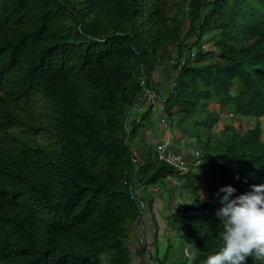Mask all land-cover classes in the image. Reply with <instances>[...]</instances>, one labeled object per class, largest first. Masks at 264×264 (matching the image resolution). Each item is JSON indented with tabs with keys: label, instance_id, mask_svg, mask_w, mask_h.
<instances>
[{
	"label": "trees",
	"instance_id": "16d2710c",
	"mask_svg": "<svg viewBox=\"0 0 264 264\" xmlns=\"http://www.w3.org/2000/svg\"><path fill=\"white\" fill-rule=\"evenodd\" d=\"M166 62L174 84L161 97L152 74ZM142 71L163 99L159 115ZM226 107L255 124L226 125L218 138ZM156 119L203 146L200 166L208 158L214 169L159 160L139 135ZM260 119L264 0H0V264H133L139 201L171 179L194 197L176 218L194 254L171 264H204L218 251L220 189L235 198L264 185Z\"/></svg>",
	"mask_w": 264,
	"mask_h": 264
},
{
	"label": "clouds",
	"instance_id": "9594fccd",
	"mask_svg": "<svg viewBox=\"0 0 264 264\" xmlns=\"http://www.w3.org/2000/svg\"><path fill=\"white\" fill-rule=\"evenodd\" d=\"M194 50V48L192 50H186L185 53L187 51L193 52L185 57L193 56L195 54ZM176 55L177 53L175 51L172 58ZM170 82L174 84L173 81ZM227 113L223 114L221 120H224L225 116L230 117ZM230 114L234 117L238 116L232 111ZM262 120L264 121V119H260L261 122ZM226 125L232 124L229 123ZM166 136H171L172 138L171 149L176 153L184 154L183 156L188 166V170L184 172H188L190 169L188 165L190 164L189 160L192 162L194 161L193 166H191L193 169L201 165V162L196 164L197 162L194 157L186 159V155H190L191 153L184 152L179 145L177 138H180L181 135L174 137L168 132L166 135L162 136L163 139L166 138ZM181 138L186 141L184 136ZM159 142H161V140L155 143L156 146ZM174 142L177 143V147L173 145ZM172 146L175 148H172ZM185 148H188L186 144ZM189 149L193 151L200 150L205 156L204 151L199 148L195 149L191 147ZM203 159L204 157L201 160ZM237 179H239L238 176ZM251 188L252 190L250 192L241 194L235 198H233V194L236 192V189L232 186H224L220 189V192L224 193V195L219 198V202L222 206L216 212V216L221 221L218 225L220 228L219 234L217 235V239L219 240L218 251L209 255L204 264H245L246 258L248 257L264 261V185H252ZM135 192L139 194L137 190ZM217 195L219 196V193H217Z\"/></svg>",
	"mask_w": 264,
	"mask_h": 264
},
{
	"label": "rangeland",
	"instance_id": "374dc122",
	"mask_svg": "<svg viewBox=\"0 0 264 264\" xmlns=\"http://www.w3.org/2000/svg\"><path fill=\"white\" fill-rule=\"evenodd\" d=\"M208 36L209 35H206V38H208ZM202 44H203L202 48L204 50L208 49L210 51H213L215 56H217L218 51L211 42L203 41ZM192 52L193 51H187L185 53V56L190 55ZM194 52H195V50H194ZM170 65H171L170 62H166L164 68L155 70L152 74V80H153L154 85L155 84L160 85L161 97L167 93V91H168L167 86H168V84L170 85V83H171L170 80L168 79V76L171 75V71H172L171 68H169ZM235 90H236V88L234 87L232 89V92H234ZM159 103H161V101ZM159 103L155 108V114H157V115H159L158 114L159 111H161V113H163V109H164L163 105L159 104ZM143 108H146V104ZM230 110L231 109L229 107H226L225 113H227ZM230 112L227 113L230 117L225 116L224 120H221L219 123H217L216 125L213 126L212 131H211L212 134H216V133L219 134V131L222 130L226 124H229V123H231L234 126V128L238 129L241 133H244L246 130H248L251 126H253L255 124V120L253 118L245 119V118H242L239 116L234 117L230 114ZM135 116H136V114L132 113L130 116L131 117L130 120L132 118H134ZM173 119L175 121H177L178 115H174ZM128 120H127V122H128ZM156 120H157L158 124H154L152 128L141 129L139 131L140 137L142 139L147 140L148 143H156L157 141L162 140L163 139V137H161L162 133H164L166 135L169 132V130H168L169 126H167L166 124L169 123L170 126L172 124V122L170 120H167L166 122L162 121V123H161V121L159 122V119H156ZM184 126H188V122L180 123L177 128H179V127L183 128ZM261 126L264 128V121L263 120L261 122ZM170 131L172 132L174 137L180 136L182 133V131L180 129L176 130L175 127L170 128ZM206 134L204 133L202 135L203 139L205 138L204 136ZM184 137L186 139H188L186 136H184ZM217 137L219 138V135H217ZM262 139L264 140V135H262ZM192 140L195 141L194 138H192ZM196 148H200L207 153V151L203 149V146H197ZM203 161L204 160L200 161L201 164L203 163ZM189 162H190V164H188V165L190 167L193 166L194 161L192 162L191 160H189ZM194 169H197L198 172L202 173L203 169L210 171L211 169H214V166H212V168H211V161L208 160V158H207L205 160L204 166L199 165V167L197 166V168H194ZM217 169H218V167H216V170ZM218 174L219 173L216 174V177L221 180V177ZM174 181L175 180H173V179H171L170 183L169 182L167 183L165 181L164 183H166V186L165 187L163 186L160 188L162 190L161 191L162 197H164L166 204L164 206H162V209L160 211L159 216L164 221L166 230L164 232V239L162 240V242H160L159 244L156 245V253L154 254V257H157V259L159 261H165V264H171L175 260H182V261L186 260V261H188V260H190L189 257L194 254L193 246L191 244H188L183 239V233L181 230V225L178 221H176V218L179 214V210L181 209L180 207H182L183 205H186V204H190L192 201H194V197L192 199L189 196V194H187L186 190H184V188L179 187V181L178 180H177L178 186L175 185L176 182H174ZM164 183H161V184H164ZM160 189L158 188V186H152V187L148 188L147 193H155V192L160 191ZM140 192H142V191H140ZM145 197L148 198V196H146V195H145ZM159 203H161V202H159ZM161 204H163V203H161ZM161 204L158 206L160 207ZM178 208H180V209H178ZM148 211H150L149 208L146 210V212H148ZM153 211L155 212L154 209H153ZM154 222L157 225H159V220H158L157 216H155ZM131 232L133 234L132 230H131ZM160 238H161V235L159 236V239ZM184 249H187L189 251L188 257H185V255L183 253ZM152 264H156V263L152 262Z\"/></svg>",
	"mask_w": 264,
	"mask_h": 264
},
{
	"label": "crops",
	"instance_id": "0c3cea01",
	"mask_svg": "<svg viewBox=\"0 0 264 264\" xmlns=\"http://www.w3.org/2000/svg\"><path fill=\"white\" fill-rule=\"evenodd\" d=\"M160 192L161 191L150 193L151 195L149 193H147L149 195L146 194V196H148L145 200L147 204L146 208H149L150 211L146 212L147 209L144 208L141 218L131 227L133 234L131 232L129 238V248L133 264H152L155 260L154 254L156 253V245L164 239V232L166 230L165 223L159 216L162 206H164V200L160 197L162 196V193L160 194ZM160 204L161 206L159 207L158 205ZM155 216H157L159 220V225L155 223L156 221L154 222ZM160 235L161 238L159 239ZM142 237L144 238L146 244L150 247L149 250H146L143 243L140 241Z\"/></svg>",
	"mask_w": 264,
	"mask_h": 264
},
{
	"label": "built area",
	"instance_id": "2783aa9c",
	"mask_svg": "<svg viewBox=\"0 0 264 264\" xmlns=\"http://www.w3.org/2000/svg\"><path fill=\"white\" fill-rule=\"evenodd\" d=\"M173 61H174V58H172L171 62H173ZM139 82H140V85L142 86V89H143V98H146V100H148L147 102L153 103L155 105V108H156V106L158 105L160 100H159L158 96H156V94L154 92H152L151 89L149 88V86L147 85V78H146V75L144 74V71H142L140 73ZM160 112L161 111H159L158 114H160ZM127 120L130 121V117H128ZM171 145H172L171 136H166V138H164L163 140H161V142H159L157 144L156 147H157L159 160L164 161L165 163L174 165L175 167H177L183 171H187L188 166H187L186 160L184 159V156L182 154L176 153L174 150H172ZM179 145L182 147L184 152L191 153V155H193L194 159L197 162L196 164H199L201 159L204 157V154L200 150L193 151V150H190L189 148H185V140L182 138H180V140H179ZM134 193L136 194L135 191H134ZM139 202H140V205L142 206V208L144 209L146 204L142 200H140ZM140 241L143 243V246L146 248V250L150 249V247L144 241L143 237L140 239ZM183 253L185 256L189 255V251L187 249H184ZM153 262L156 263L155 261H153Z\"/></svg>",
	"mask_w": 264,
	"mask_h": 264
}]
</instances>
